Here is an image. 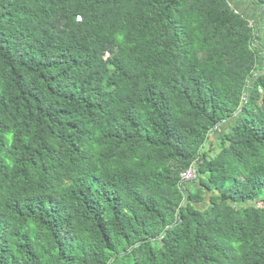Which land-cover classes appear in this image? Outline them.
Here are the masks:
<instances>
[{"label": "trees", "instance_id": "16d2710c", "mask_svg": "<svg viewBox=\"0 0 264 264\" xmlns=\"http://www.w3.org/2000/svg\"><path fill=\"white\" fill-rule=\"evenodd\" d=\"M247 1L0 0V264H264Z\"/></svg>", "mask_w": 264, "mask_h": 264}, {"label": "crops", "instance_id": "0c3cea01", "mask_svg": "<svg viewBox=\"0 0 264 264\" xmlns=\"http://www.w3.org/2000/svg\"><path fill=\"white\" fill-rule=\"evenodd\" d=\"M231 4L240 13H243V12L240 11L238 8L240 6H243L247 10L246 17H248L251 21H255V18L258 17L259 9L247 0H231Z\"/></svg>", "mask_w": 264, "mask_h": 264}, {"label": "rangeland", "instance_id": "374dc122", "mask_svg": "<svg viewBox=\"0 0 264 264\" xmlns=\"http://www.w3.org/2000/svg\"><path fill=\"white\" fill-rule=\"evenodd\" d=\"M240 11H242L243 13V15H247V10L243 7V6H240L239 8H238ZM258 17L257 18H255V21H258ZM254 22V21H253ZM234 124H235V122L234 123H230L229 125H226V126H224V127H222L221 129H220V131H219V133L217 134V136H216V138H218V136L221 134V133H226V132H229V131H231L232 130V127L234 126ZM194 179H192V180H190V181H193Z\"/></svg>", "mask_w": 264, "mask_h": 264}, {"label": "built area", "instance_id": "2783aa9c", "mask_svg": "<svg viewBox=\"0 0 264 264\" xmlns=\"http://www.w3.org/2000/svg\"><path fill=\"white\" fill-rule=\"evenodd\" d=\"M251 25L254 27L255 26V23L252 21L251 22ZM195 177H196V172H195L194 169H191V170H189V171H187V172H185L183 174V178L186 181H190V180L194 179Z\"/></svg>", "mask_w": 264, "mask_h": 264}]
</instances>
